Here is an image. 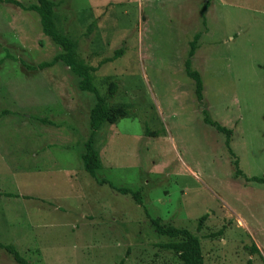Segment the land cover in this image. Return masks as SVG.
I'll return each instance as SVG.
<instances>
[{
	"label": "rangeland",
	"instance_id": "374dc122",
	"mask_svg": "<svg viewBox=\"0 0 264 264\" xmlns=\"http://www.w3.org/2000/svg\"><path fill=\"white\" fill-rule=\"evenodd\" d=\"M51 1L98 93L128 114L95 132L90 176L80 153L93 95L62 62L25 67L61 48L36 12L0 2V242L32 264H182L156 246L172 240L158 217L196 233L204 264H264V183L245 178L264 176V0H209L203 14L206 0ZM195 33L200 101L184 70ZM203 109L231 129L242 175ZM0 264L16 263L0 250Z\"/></svg>",
	"mask_w": 264,
	"mask_h": 264
},
{
	"label": "trees",
	"instance_id": "16d2710c",
	"mask_svg": "<svg viewBox=\"0 0 264 264\" xmlns=\"http://www.w3.org/2000/svg\"><path fill=\"white\" fill-rule=\"evenodd\" d=\"M0 2H5L20 7L23 10L34 11L39 16V21L41 25L42 32L48 36L55 44H57L61 51L55 54L51 60L39 62L36 66L25 65L30 70L44 69L54 65L55 63L62 62L66 65L70 71L75 74L78 80V88L81 91L91 93L94 97V103L89 111V132L84 141V150L80 153V160L83 169L92 177L95 176V171L100 168V161L98 159V153L93 146V136L96 131H98L104 122L114 123L119 118L124 117L128 114V110L123 107H113L109 106L105 98L101 96L96 87L93 84L95 67L89 65L82 58L79 57L76 52L75 42L71 40L63 31H61L55 23L54 20V6L55 3L51 0H36L35 3L24 5L18 0H0ZM209 0H206L201 8L200 13L203 14L208 7ZM200 33H195L193 38L189 42V49L187 53V58L184 61V70L188 77L194 81V93L197 100L202 99L203 84L200 78L199 72L191 68V56L194 54L197 48V40L199 39ZM120 50H115L114 56L111 59L117 58L120 54ZM115 92L114 84H111L109 89V96H112ZM203 121L206 124L211 125L217 131L225 135V145L227 146L228 152L234 157V175H242L241 169L238 167V160L230 148V136L231 129L220 125L216 121H213L206 110H202ZM41 121L46 122L44 119ZM246 180L264 183V176H250L245 177ZM100 182L108 184V186L121 194H130L134 200L141 204L140 192L138 190L133 191L126 187H115L111 183L107 182L105 179H101ZM207 213L202 214L197 219L196 229L199 230L205 220ZM150 223L158 235L170 237L172 240L164 243H157L161 249L173 251L182 264H204L203 256L201 252L200 241L196 233L189 231L186 228L175 227L168 223H163L160 218H150ZM215 234V233H213ZM216 234H221V229L216 232ZM0 250H4L8 253L16 264H32L19 253L15 246L11 244H4L0 242ZM251 253H259L258 248L252 244L250 247ZM122 261V259L120 260ZM244 264H253L250 259Z\"/></svg>",
	"mask_w": 264,
	"mask_h": 264
}]
</instances>
